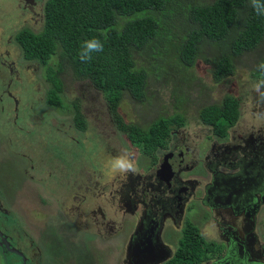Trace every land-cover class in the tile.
Wrapping results in <instances>:
<instances>
[{"label": "flooded vegetation", "instance_id": "obj_1", "mask_svg": "<svg viewBox=\"0 0 264 264\" xmlns=\"http://www.w3.org/2000/svg\"><path fill=\"white\" fill-rule=\"evenodd\" d=\"M48 1L0 0V124L4 123L0 125V165L14 164V168H0V264H48L41 240L48 238V232L60 236V231L54 230L51 225L53 223L60 228V213L49 217L47 200L32 198V191L36 188L59 192L60 167L29 168L22 165L15 168L16 141L19 150L22 145L25 146L21 151L26 152L23 156L29 158L34 152L31 139L39 134L48 146L49 131L59 132L60 139L71 136L77 142L89 141L95 153L93 162L71 168L74 172L71 179L78 182L72 186L78 188L80 184L82 193L79 197L86 200L83 204L78 203L79 210L73 213V218L82 214V219L91 220V224L101 229L98 232L102 239L125 231L122 264H167L176 259L181 240L193 224L204 240L200 246L206 245L207 248L201 252L202 256L196 255L198 259L188 251L184 263H264V117L259 122L249 121V130L246 127L233 129L240 122L243 111L240 107L241 115L226 135L216 133L213 126L199 118L203 130L207 131L208 127L212 130L206 132L207 139L218 142L216 145L207 144V147L200 142L206 138L204 132L201 133L195 126L186 128V119L173 125L165 141L157 148L145 150L142 144L117 126L107 105L104 113L109 124L111 128L112 124L117 128L121 139L125 136L129 140L131 151L126 150V154L137 169L126 176L115 174L121 202L128 204L135 213L128 216V210L122 204L112 206L114 210L110 211L109 203L116 196L108 198L110 192L105 193V186H111L107 184L112 181L111 162L117 157L114 156L117 149H112L111 135L103 138L93 124L92 112L85 111L80 103L84 124L75 117V103L68 106V115H72L73 122L63 121L61 126L60 122H56L58 118L51 110L60 108V103L51 101L50 96L59 99L60 86L50 79L49 71L51 66L57 67L50 65V61L58 54L44 62L26 53L23 39H20L25 30H42ZM32 20L40 23L39 28L30 26ZM58 61L60 59L56 64ZM44 69L46 73L42 76L49 82L47 89L39 79V70ZM57 72L60 78V70L57 69ZM42 90L46 93L45 99L39 101ZM40 102L43 103L41 108ZM27 135L30 137L27 138ZM98 137L102 140L99 145L94 142V138ZM44 153L47 158L51 156L53 162L60 163V152L57 155L50 151ZM142 155L151 158L144 166L139 163ZM17 165H21V160ZM102 165L107 167L109 175L98 176L105 172L104 168L98 171ZM81 168H92L94 172ZM34 172L45 175V184L34 176ZM83 172L90 174L83 179ZM16 179L21 182L15 185ZM54 184L57 188L50 189V185ZM34 201L45 208V214L41 215L44 219L40 223L32 220L30 211ZM228 245L240 248H233L229 254ZM144 246L150 251H146ZM140 248L145 250L141 251L145 254L144 258L137 256L139 250L135 252ZM241 248L245 251L240 252ZM162 249L167 251L164 254L166 257L152 261L158 259ZM8 253L14 257H7Z\"/></svg>", "mask_w": 264, "mask_h": 264}, {"label": "trees", "instance_id": "obj_2", "mask_svg": "<svg viewBox=\"0 0 264 264\" xmlns=\"http://www.w3.org/2000/svg\"><path fill=\"white\" fill-rule=\"evenodd\" d=\"M45 13L40 32L25 30L20 36L25 52L44 62L59 54L49 77L60 91L63 80L57 69L71 68L77 77L90 80L102 92L113 121L145 150L157 148L172 126L187 118L185 112L170 114L161 109L146 123L127 122L119 109L126 93L145 102L151 74L160 78L178 70L190 75L200 56L212 63L216 80H223L235 73L236 56L264 41V15L257 14L251 0H49ZM91 38L100 40L103 50L82 62L79 52L87 54L83 42ZM142 59L148 60L150 69ZM256 69L258 76H264L259 65ZM50 100L64 104L61 94ZM184 100L178 97L179 109L184 108ZM74 103L75 117L84 124L79 102ZM240 104L239 96L226 94L220 102L200 107L199 118L226 135L241 115ZM202 241L197 227L191 225L178 257L167 264L185 261L188 251L198 259Z\"/></svg>", "mask_w": 264, "mask_h": 264}, {"label": "rangeland", "instance_id": "obj_3", "mask_svg": "<svg viewBox=\"0 0 264 264\" xmlns=\"http://www.w3.org/2000/svg\"><path fill=\"white\" fill-rule=\"evenodd\" d=\"M190 1L188 2V4ZM30 26L39 28L40 23L30 21ZM213 47L209 48L211 51ZM60 50V49H59ZM59 54L52 58L50 65H57L56 61L59 59ZM213 56V55H210ZM264 59V41L257 47L244 51L241 55L234 58L235 73L223 80H216L212 71V63L207 62L203 57L197 60L195 66L190 69V75L187 73L181 74L178 70H172L168 76L157 77L156 74L150 75L148 84V100L145 102L137 101L131 94L126 93L121 100L120 111L123 114L127 122H141L146 123L151 119L158 110L165 109L168 113L185 112L187 116L186 128L198 127L199 131L204 132L205 139L200 142L207 147L208 145H216V141L207 139L206 132H211V128L208 127L207 131L203 130V126L199 121V109L204 105H210L220 102L226 94H232L241 98L240 107H243L240 122L233 129L248 128V122H259L264 117V99H261L259 93L256 91L254 85L259 81L264 80V76L257 75V67ZM148 60L142 59V64L150 69L151 65ZM42 69V68H41ZM46 70H39V79L42 82L44 88L49 87V82H46L44 77ZM60 77L63 80L62 91H60L61 97L64 100L65 105L60 108L51 110L54 117H57L56 122L72 123V115L69 114L68 106H71L74 101H77L83 106V109L90 110L93 114L92 121L98 131L102 134L103 138H107L111 135L112 149H117L114 156L127 155L126 150L131 151V145L129 140L124 136L122 139L117 133V128L112 124H109V120L104 113V108H107V101L104 99L102 92H98L94 85L88 81L83 80L75 75L71 68H66L60 71ZM91 84V85H89ZM42 88V86H41ZM59 89V88H58ZM260 91L264 92V85L261 86ZM45 92L42 90L41 99H45ZM183 96L184 108L179 109L177 107L178 97ZM44 98V99H43ZM38 101V102H39ZM43 105L39 104V108ZM4 123H1L2 126ZM63 127V125H62ZM18 131H16L17 134ZM199 133V134H201ZM50 143L48 146L42 141L40 135L37 134L31 139L34 144V152L26 158L21 150L25 149L22 145L19 150V143L16 141V161L15 168H21V166H28L29 168H44L45 166L55 165L60 167V189L44 191L40 188L32 191V198L40 200L43 197L47 200L48 204V216L52 217L60 213V228L54 227V230L60 231V236L48 232V238L45 241L41 240V248L44 251L48 264H122L124 263L125 246L123 240L125 238L124 232L112 236L109 239H102L98 230H101L98 226L91 224V220L87 221L82 219L81 215H75L80 205L86 201L79 196L82 193V188L78 184V188L72 186V184L78 183L71 179L72 170L77 166L88 164L93 162L95 153L92 151L89 141L77 142V139H73L68 136L66 139H60L59 132L49 131ZM83 135V134H82ZM16 137V136H15ZM30 137L29 135L26 136ZM83 137L86 138L85 135ZM219 138V137H218ZM101 138H94V142L99 145ZM199 140V139H198ZM219 140H222L219 138ZM102 142V140H101ZM18 144V146H17ZM30 146H33L30 144ZM197 146H200L199 144ZM197 150V149H196ZM53 152L56 155L60 152V165L57 162H53L51 156L47 158V154L44 152ZM203 152V150H198ZM19 154V155H18ZM137 156L136 152H133ZM129 157V155H127ZM135 156V157H136ZM137 158V157H136ZM18 160H21V165L18 164ZM137 160V159H136ZM151 161V158L142 155L139 163L146 165ZM6 163L11 164L10 161ZM13 164V163H12ZM14 165V164H13ZM13 165H0V168H14ZM80 168V167H78ZM105 170L103 174L109 175L107 167L102 165L99 170ZM83 171L94 172L92 168H81ZM79 171V169H77ZM76 171V172H77ZM81 172V171H80ZM36 178L42 180L45 184V175L42 176V172L33 173ZM84 177L88 176L90 172H83ZM64 175V176H62ZM120 175V174H116ZM101 176V177H102ZM126 176V175H123ZM43 177V178H41ZM15 185L21 182V180H15ZM197 183V182H196ZM111 186H105V193L110 192L108 198L116 196V199L109 203L110 211L114 210L112 206L124 205L128 210V216H132L135 211L130 208L126 203L121 202V196L117 191L119 182L118 177L115 179V174L112 173V181L107 183ZM76 185V184H75ZM48 188V187H47ZM57 188L56 185H50V189ZM39 189V190H38ZM115 192V193H114ZM24 193V192H23ZM119 194V196L117 195ZM44 200V199H43ZM99 204V203H98ZM100 205V204H99ZM106 206V204L104 203ZM68 206V207H67ZM67 207V209H65ZM112 209V210H111ZM71 210V211H68ZM32 220L40 223L44 218L41 215L45 214V208L40 206L37 201H34L31 208ZM88 222V223H86ZM89 226V228H87ZM176 233H174V236ZM175 241V240H174ZM127 242V241H126ZM209 247V246H208ZM195 247H192L194 252ZM206 245L200 246L196 255H201V252L205 250ZM74 253L77 255L74 257ZM197 255V256H198ZM7 257H14L12 254H7Z\"/></svg>", "mask_w": 264, "mask_h": 264}, {"label": "clouds", "instance_id": "obj_4", "mask_svg": "<svg viewBox=\"0 0 264 264\" xmlns=\"http://www.w3.org/2000/svg\"><path fill=\"white\" fill-rule=\"evenodd\" d=\"M252 7L259 15H264V2L262 0H251ZM83 43L86 44L87 54H84L82 50L79 52V57L82 62H87L92 59V53L98 52L103 50V44L100 40L96 38H91ZM259 68L264 70V62L259 64ZM264 85V80L259 81L256 85H254L256 91L259 93L261 99H264V92L260 91L261 86ZM135 163L127 156H117L113 158L111 162L110 171L113 174H122L126 175L129 172L135 173L136 172Z\"/></svg>", "mask_w": 264, "mask_h": 264}, {"label": "water", "instance_id": "obj_5", "mask_svg": "<svg viewBox=\"0 0 264 264\" xmlns=\"http://www.w3.org/2000/svg\"><path fill=\"white\" fill-rule=\"evenodd\" d=\"M146 251H150V249L148 248V247H146V246H144L143 247ZM143 248H140V249H137L135 252H137L138 250H139V252H138V255L137 256H139L140 258H144L145 257V254L143 253V252H141V251H145V250H142ZM233 248H235V249H237V248H240V247H236V246H233L232 248L228 245L227 246V252H229V254H231V252H232V249ZM247 250V249H246ZM152 251H153V249H152ZM241 251H245V249L244 248H241V250H240V252ZM167 251H165V250H161L160 252H159V254L157 255L158 256V259L157 258H155V259H152V261H159V260H162V259H164L166 256L164 255L165 253H166ZM133 255V254H132ZM134 256V255H133ZM135 257V256H134ZM261 264H264V263H261Z\"/></svg>", "mask_w": 264, "mask_h": 264}]
</instances>
